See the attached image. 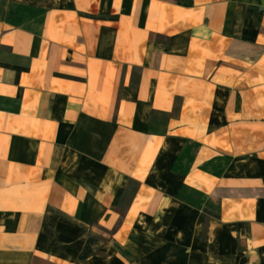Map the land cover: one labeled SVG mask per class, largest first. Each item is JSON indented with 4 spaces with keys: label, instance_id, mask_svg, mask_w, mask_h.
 Returning a JSON list of instances; mask_svg holds the SVG:
<instances>
[{
    "label": "crops",
    "instance_id": "0c3cea01",
    "mask_svg": "<svg viewBox=\"0 0 264 264\" xmlns=\"http://www.w3.org/2000/svg\"><path fill=\"white\" fill-rule=\"evenodd\" d=\"M0 264H264V0H0Z\"/></svg>",
    "mask_w": 264,
    "mask_h": 264
}]
</instances>
